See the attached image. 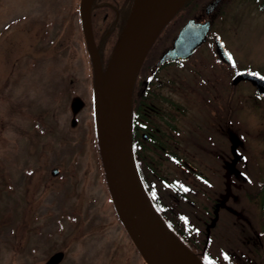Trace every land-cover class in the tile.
<instances>
[{
	"label": "rangeland",
	"instance_id": "374dc122",
	"mask_svg": "<svg viewBox=\"0 0 264 264\" xmlns=\"http://www.w3.org/2000/svg\"><path fill=\"white\" fill-rule=\"evenodd\" d=\"M212 1L193 0L190 12L179 13L157 38L142 66L169 48L183 17L204 18ZM78 5L79 0H0V264H45L55 252H64L62 264H145L114 211L93 142L91 69ZM214 10L212 31L232 60L225 73L212 61L217 79L230 78L228 105L222 101L227 90L219 83L214 89L227 122L198 120L192 106L188 87L207 76L199 64L208 58L206 46L182 69L155 75L176 77L190 99L185 134L166 146L207 184L173 167L160 151L143 150L141 156L164 202L169 189L158 177L199 192L187 195L192 205L175 209L199 240L209 232L206 247L213 258L224 251L244 264H263L258 212L245 193L263 170L264 100L256 99L249 83L232 86L231 79L243 70L264 75V0H222ZM160 93L169 96L168 90ZM175 144L180 145L174 150ZM54 168L58 174L51 177Z\"/></svg>",
	"mask_w": 264,
	"mask_h": 264
},
{
	"label": "water",
	"instance_id": "95a60500",
	"mask_svg": "<svg viewBox=\"0 0 264 264\" xmlns=\"http://www.w3.org/2000/svg\"><path fill=\"white\" fill-rule=\"evenodd\" d=\"M94 0H79V19L83 41L89 57L95 137L100 162L119 222L145 264H202L166 228L149 203L138 179L131 151L130 98L136 74L155 39L186 0H133L123 32L102 69L90 25ZM219 0L204 9L208 16ZM209 30V21L187 20L172 44L158 58L155 67L186 61L201 44ZM214 53L226 65L232 61L217 37ZM241 81L264 94V77L251 71L237 73L231 81ZM50 176L58 174L57 169ZM61 254L51 256L46 264H57Z\"/></svg>",
	"mask_w": 264,
	"mask_h": 264
},
{
	"label": "flooded vegetation",
	"instance_id": "af4514ba",
	"mask_svg": "<svg viewBox=\"0 0 264 264\" xmlns=\"http://www.w3.org/2000/svg\"><path fill=\"white\" fill-rule=\"evenodd\" d=\"M221 1L222 0H219V2ZM250 1L252 3L254 2V0H250ZM94 2L95 0L93 1L90 10H92L93 7L97 6L94 4ZM121 5H122V8H121V15H122L124 11V5L123 4ZM187 8H190L191 10L193 8V3L188 5ZM214 11L215 10H213L208 16H205L203 14L205 19L202 18V16H199L197 18H192L194 21L199 22V23L209 21V30L206 35V39L204 43L201 44L198 48H196L194 52L192 53V55L186 61L170 62L164 65L155 67V63L160 57L159 56L158 58H155L149 65L147 66L144 65L142 68L141 67L139 68L138 74L136 75L137 76L136 80H134V84L132 87V93H131V99H130L131 133L137 142L138 140H141L143 142L144 153H149L148 155H151V154H154L156 151L162 152L163 156L165 157V159H167V162L169 164H171L173 167L177 168L179 171H181L182 173L186 175H189V174L196 175V178L199 179L205 185L207 183L201 180L199 176L202 177V175L199 173H196V170L193 168L194 166L192 167L189 163L185 162L184 160H181L180 157L176 155L175 152L171 148L168 149L166 146L167 144H173L175 142H178L179 138L185 134L184 128L187 127L188 125H185L183 123L184 121L188 123L187 118H188L189 112L187 111L186 105L190 104L189 102H187V100H190V99L188 97L186 98L185 97L186 95L184 91H182V88L177 86L179 82L176 77L175 78L163 77L161 80L159 77L157 78L155 75L158 74L160 71L166 70V69H171V68H177V69L181 68L182 69L185 66V64L190 60V58H192L194 54H196V52L202 50L203 46H206L208 54H209L208 58L204 59L201 62L199 60L198 63L199 62H200L199 64L202 63V69L208 70L207 76L205 77L197 76V81H195L196 83L193 84L194 87H188V91L189 93L192 94L194 102H195V104H192V106L195 105L196 107L194 108V110H195V113L197 114L198 120L201 119V121H205L209 123L210 125L214 123V120L216 119L219 120L220 118L223 120V123L227 122L228 117L226 116L225 111L224 113L222 111V116H220V107H219L220 104H217V101H216L217 99L216 95H219V93L214 94V89H215V83H219L220 87L225 88L227 90L226 94L224 93V100L222 101L223 103L228 105L227 98L229 97L228 90L230 89H228L226 85L228 84V80H230V78L227 77V75L225 74L224 76L217 79V76L219 75L213 73L212 69L216 67L212 65V61H214L215 65L218 66L216 68L218 72L222 71L223 73H225L226 70L229 71L231 65H226L223 62H221L214 53L213 38L217 37L220 40V38L218 37V33L212 31L210 16L214 13ZM116 15H118V12H116ZM171 20L167 24H169ZM156 41L157 40L154 41L152 47L154 46ZM220 42L222 43L221 40ZM84 50H85V47H84ZM96 50L98 52V56L100 59V52L97 48ZM100 62L102 64L101 59H100ZM222 78H224L225 81H221ZM241 82H246V81H241ZM237 84H240V82ZM164 89L168 90L169 96H167V94L163 95L160 93ZM172 90H174L175 93ZM256 99L260 100V98L258 99L257 97ZM182 100L183 101L185 100L186 102H183ZM219 100L220 98L218 99V101ZM197 107L201 109V112L203 111V109H205L206 111H208V114L210 115L205 118L203 114H200V112H198ZM226 111L228 112V115H229V109H227ZM158 124H159V128L157 127ZM194 125L195 124L192 123L191 127H195ZM196 128L197 127H195V129ZM197 130L199 131V129ZM177 145H180V144H175V147L173 148L174 150L176 149ZM148 146H150V148ZM177 182L178 181L171 180L169 183H167L166 181L165 183H162L166 188L169 189V193H167L166 195L168 199L165 201V204L174 202L175 205H179L180 203H189L192 205L190 200H188L187 195L195 194V193L196 195H198L199 192L196 191L194 193L190 188H187L186 186L182 185L181 183H177ZM168 184H170L171 187ZM15 250L16 251L22 250V247L15 249ZM56 253L61 254L60 261L57 264H62L64 260V255H63L64 252L63 253L55 252L54 254ZM54 254H52V256ZM79 264H86V263L82 260V263H79Z\"/></svg>",
	"mask_w": 264,
	"mask_h": 264
},
{
	"label": "trees",
	"instance_id": "16d2710c",
	"mask_svg": "<svg viewBox=\"0 0 264 264\" xmlns=\"http://www.w3.org/2000/svg\"><path fill=\"white\" fill-rule=\"evenodd\" d=\"M192 1L193 0H186L179 9L180 11L178 10L179 12L173 17V19L176 16H178L179 13L185 14V11L190 12V8L187 7L192 3ZM132 2L133 0H95L94 4L97 6L93 7L92 10H90L91 11L90 25H91L92 38L96 48L100 52V59L102 61L103 66L107 64L111 56V53L113 51V48L123 32L127 19L129 17ZM121 4L124 5V11L122 15H121V8H122ZM116 12H118V15H116ZM184 20L185 21L187 20V16L183 17V22H185ZM169 24H167L162 29V31L159 33L157 38H159L160 35L163 34L164 30L167 28ZM79 30L82 36L80 23H79ZM150 51L151 49L148 51L146 57L149 55ZM142 65L141 68L143 67ZM90 84L92 91L91 75H90ZM254 94L256 95V92ZM260 99L264 100V95ZM91 126H92L93 142L95 144L97 154L99 157L96 137H95L94 119L91 122ZM130 129H131V120H130ZM260 136H263L264 138V133H262ZM134 139L135 138L134 136H132L131 133V151H132L134 166L138 179L140 181V184L143 188V191L149 203L151 204L157 216L166 226V228L202 264H244L242 260H238L239 258L236 259L232 255L225 253L224 251L220 253L218 258H213L208 253L206 246H207L209 232L204 234V239L199 240L197 235L198 231L189 224L186 217H184L181 213H179L175 209V206L177 205H175L174 202L165 204V202L162 200V198L159 195L155 181L149 180L147 177V175L153 172V170L150 168V164L148 162H145V159L141 156L143 151V142L141 140H138L137 142L136 139L135 140ZM262 159L264 162V155H262ZM199 177L201 178V180L205 181L206 183V180L203 177L201 176ZM157 182L165 183L162 177H158ZM168 185L170 186V184ZM251 185L252 187L246 191L245 196L247 197L248 201L254 203L258 212V223H259L258 235L262 238V250H263L262 263L264 264V164H263V170L258 174L254 183H252L251 181ZM211 217L215 219L214 214H212Z\"/></svg>",
	"mask_w": 264,
	"mask_h": 264
}]
</instances>
